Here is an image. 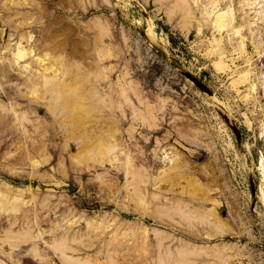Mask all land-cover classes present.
<instances>
[{
    "label": "rangeland",
    "instance_id": "374dc122",
    "mask_svg": "<svg viewBox=\"0 0 264 264\" xmlns=\"http://www.w3.org/2000/svg\"><path fill=\"white\" fill-rule=\"evenodd\" d=\"M0 71V264H264V0H0Z\"/></svg>",
    "mask_w": 264,
    "mask_h": 264
},
{
    "label": "bare ground",
    "instance_id": "6f19581e",
    "mask_svg": "<svg viewBox=\"0 0 264 264\" xmlns=\"http://www.w3.org/2000/svg\"><path fill=\"white\" fill-rule=\"evenodd\" d=\"M148 29H149V28H148ZM148 29H147V30H148ZM147 33H148L149 36H151L153 32L148 30ZM146 35H147V34H146ZM154 36H155V35H154ZM147 37H148V36H147ZM151 39H153V37H151ZM22 68L28 69V68H29V64L24 65ZM0 76H2V71H0ZM9 106H10V107H9ZM1 109H2L3 111H2ZM1 112H3V115H4L5 113H7V115H8V114H11L12 117H13L14 119L16 118V119L20 120V119H19V116H18L17 113H16V111L13 109V107H12L8 102H7V104H4L3 102L0 101V113H1ZM0 115H1V114H0ZM2 117H3V116H2ZM4 117H5V116H4ZM20 129L22 130L21 127H18L17 130L20 131ZM262 179H263V178H262ZM262 182H263V181H262ZM260 189H261V188H260ZM262 191H263V189H262ZM261 194H262V193H261ZM263 196H264V192H263ZM262 198H263V197H262ZM40 234H41V232H37L35 236H36V237H39ZM41 236H42V235H41ZM39 238H40V237H39ZM44 243H45V242H44ZM44 243H43V244H44ZM48 246H49V248H50L51 245H48Z\"/></svg>",
    "mask_w": 264,
    "mask_h": 264
}]
</instances>
